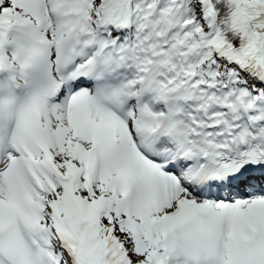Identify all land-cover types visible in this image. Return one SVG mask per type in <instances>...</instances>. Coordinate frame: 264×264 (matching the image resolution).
Listing matches in <instances>:
<instances>
[{
  "label": "snow or ice",
  "instance_id": "1",
  "mask_svg": "<svg viewBox=\"0 0 264 264\" xmlns=\"http://www.w3.org/2000/svg\"><path fill=\"white\" fill-rule=\"evenodd\" d=\"M0 264H264V0H0Z\"/></svg>",
  "mask_w": 264,
  "mask_h": 264
}]
</instances>
